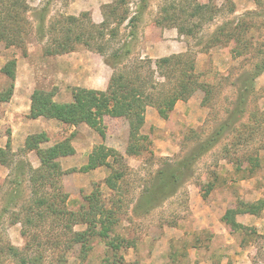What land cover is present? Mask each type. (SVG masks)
<instances>
[{
	"label": "rangeland",
	"instance_id": "374dc122",
	"mask_svg": "<svg viewBox=\"0 0 264 264\" xmlns=\"http://www.w3.org/2000/svg\"><path fill=\"white\" fill-rule=\"evenodd\" d=\"M20 1L31 9L24 42L6 45L0 39L1 61L15 59L20 82L30 80L57 103L71 101L72 87L106 86L111 69L99 53L77 45L65 53L45 54L46 39L36 35L34 16L43 8L47 20L88 12L99 23L101 5L112 0ZM127 1L128 17L113 40L115 47L128 43L127 61L188 54L198 80L208 87L178 100L157 123L145 111L139 133L147 139L130 136L127 120L104 116L105 137L82 144L80 132L99 136L94 128L71 131L52 121L50 141L70 135L78 150L64 159L66 173L59 177L68 194L67 208L79 212L74 217L52 219L49 214L45 221L24 224L30 184L23 180L14 186L23 150L7 151L12 162L11 176L0 180V264H264V0H196L208 8L195 17L192 34L158 23L166 0H147L140 13L141 0ZM8 81L0 74V90ZM212 135L211 146L196 154ZM130 142L142 145L138 154L128 153ZM100 144L113 150L110 167L85 173L84 153ZM192 154L197 157L175 193L143 211L140 197L156 183L160 170L176 167ZM110 174L108 184L104 179ZM50 192L47 188V196ZM91 195L99 196L94 199L97 215L88 213L86 196ZM99 204L111 211L100 213ZM82 205L85 212L79 210ZM225 215L239 226L226 222ZM68 223L75 231H87V248L70 241Z\"/></svg>",
	"mask_w": 264,
	"mask_h": 264
},
{
	"label": "trees",
	"instance_id": "16d2710c",
	"mask_svg": "<svg viewBox=\"0 0 264 264\" xmlns=\"http://www.w3.org/2000/svg\"><path fill=\"white\" fill-rule=\"evenodd\" d=\"M127 2V0H112L102 4V20L99 23L94 22L88 12H82L79 15L60 14L50 20L46 18L45 8L35 14L36 35L42 40L46 39L45 54H61L81 45L102 55L104 62L112 69V73L105 89L72 87V99L65 103L53 101L50 92L35 89L31 94L29 117L43 116L69 125L85 123L94 128L102 138L105 137L104 116L123 118L130 126V136L147 139V135L139 132L148 106L154 107L158 114L166 119L178 100H185L197 89L205 90L208 87L206 83L198 80L194 59L188 54H173L156 59L140 57L127 61L128 43L123 41L117 47L113 46V40L118 35L119 24H122L128 17ZM146 4L147 0H141L138 13L143 11ZM205 8H208V5L200 4L196 0H186L184 3L181 0H166V4L161 8L162 16L158 23L173 25L180 33L192 34L198 25L194 22L195 17L200 15L199 12ZM233 8L231 7L229 11H233ZM30 10V6L20 0H0V39H3L6 45H19L24 42L30 30L29 26L32 25L27 15ZM207 11L209 12V9ZM209 18H212V14H209ZM261 71L259 69L255 76H258ZM0 74L5 75L9 80L7 87L0 90V101H7L12 96L16 78L15 59L5 62L0 67ZM214 137L215 135H212L202 142L196 154L207 150ZM48 140L49 137L45 132L28 135L22 150L23 152L34 150L40 165L33 168L26 161H18L16 164L18 170L14 180L16 189L23 180H27L30 184V198L28 204L24 206L29 212L26 214L24 224L45 221L49 214L52 219L60 216L74 217L79 214L78 210L67 208L68 194L59 184V177L61 178L66 173L59 159L62 156L73 154L74 147L69 137L50 146L41 147V143ZM141 146L130 142L128 153L138 154ZM7 151L13 152L9 141L5 147H0V164L5 166H9L12 162L8 159ZM111 153L113 150L106 148L103 144L94 147L82 170L87 171L98 166L109 168L110 164L107 159ZM195 155H189L178 162L176 167L160 170V177L156 183L145 190L140 197L142 200L140 207L143 211L157 206L162 200L175 193L178 182L197 157ZM113 175L106 176L104 181L108 184L112 183ZM47 188L51 190L48 196ZM16 189L14 192H17ZM95 197L99 196H86V199L89 202L88 213L97 215L98 212L96 213L94 208ZM81 209L86 211L84 205L80 206L79 210ZM97 211L103 213L111 210L102 208V204H99ZM245 212L254 213L252 210H245ZM226 215L224 219L226 222L235 227L239 226L235 218ZM67 228L71 236L70 241L80 243L82 248H87L84 242L88 239L86 238L87 231H75L70 223L67 224ZM21 233L25 235L26 231L22 230Z\"/></svg>",
	"mask_w": 264,
	"mask_h": 264
},
{
	"label": "crops",
	"instance_id": "0c3cea01",
	"mask_svg": "<svg viewBox=\"0 0 264 264\" xmlns=\"http://www.w3.org/2000/svg\"><path fill=\"white\" fill-rule=\"evenodd\" d=\"M1 58H0V67H2L4 65V61L3 60L1 61ZM18 63H19V61H18ZM111 73H112V69H111ZM18 74H19V68L17 65L16 78L14 81V88H13L12 96L7 101H0V147H5L6 143L9 141L12 151L22 149L24 147L26 137L30 134L39 133V132H45L49 137L48 141L41 143V145H42L41 147L50 146V145L54 144L55 142H57V141L51 142L50 136L48 134L49 132H52V131L54 132L53 128L51 129L49 126L50 124L53 123L52 121H54L60 125H63V124L68 125V127L71 128V131H74L76 126H78V127H80V126L86 127L87 126V124H85V123H80L78 125H69V124H66L60 120L46 118L43 116H39L36 118L29 117L30 107H31V94L33 93V91L35 89L31 85L30 80H26L25 82H20L19 78H18ZM28 74H29V72H28ZM26 78H27V76H26ZM28 79H29V77H28ZM107 84H108V82H107ZM107 84H106V86H107ZM106 86H104L100 89L101 90L105 89ZM91 88H93V87H91ZM94 89H96V88H94ZM177 104H178V102L176 103L175 107H177ZM149 111H151L150 115L154 120H156V123H157V120L160 118L158 112L156 111V109H154L151 106H148L146 108V112H149ZM4 125H6V126L4 127ZM73 136H74V134H73ZM68 137H70V135ZM93 137H96V141L100 140V138H99L100 135L95 136V134H92V133L86 134L83 131L80 132V138H83L82 144H87V143H89V141H90V143H92ZM72 140H73V138L70 137V141H71L72 146L74 147L75 152L73 154H70V155L62 156L59 159L61 167L63 169L65 167L64 166V164H65L64 159H66V158L70 159V157L74 156L77 153L76 151H78L77 148L74 146ZM91 148H92V144L90 146V150H91ZM90 153L91 152H89V151L84 153L87 160H88V156ZM21 158H23L24 161L30 163V165L33 168H37L40 165L39 159H38L34 150L24 151L22 153ZM97 168L98 167L89 169L90 172H88V170H87L85 173H88V174L92 173V172L96 171ZM100 169H102V167H100ZM10 176L11 175H10L9 167L5 166L3 164H0V180H5L6 178H9ZM239 219H241V217L238 215L237 221H240ZM203 263H204V261H199V263H196L193 261L192 264H203Z\"/></svg>",
	"mask_w": 264,
	"mask_h": 264
}]
</instances>
